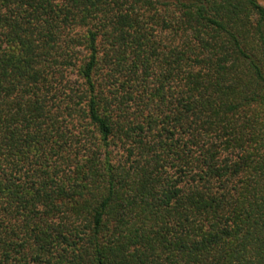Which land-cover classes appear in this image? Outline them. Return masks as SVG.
<instances>
[{"label":"trees","instance_id":"obj_1","mask_svg":"<svg viewBox=\"0 0 264 264\" xmlns=\"http://www.w3.org/2000/svg\"><path fill=\"white\" fill-rule=\"evenodd\" d=\"M0 264H264V4L0 0Z\"/></svg>","mask_w":264,"mask_h":264},{"label":"rangeland","instance_id":"obj_2","mask_svg":"<svg viewBox=\"0 0 264 264\" xmlns=\"http://www.w3.org/2000/svg\"><path fill=\"white\" fill-rule=\"evenodd\" d=\"M260 2H261L262 4H264V0H260Z\"/></svg>","mask_w":264,"mask_h":264}]
</instances>
